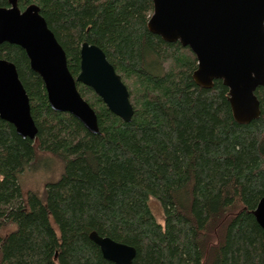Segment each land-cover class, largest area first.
<instances>
[{"label": "trees", "instance_id": "16d2710c", "mask_svg": "<svg viewBox=\"0 0 264 264\" xmlns=\"http://www.w3.org/2000/svg\"><path fill=\"white\" fill-rule=\"evenodd\" d=\"M32 3L73 73L88 41L136 77L143 95L130 122L104 103L101 134H94L51 108L22 47L0 44V58L16 64L29 94L36 139L65 162L43 197L16 205L20 174L36 168L37 150L0 118V264H115L92 231L136 247L133 264H264V230L255 217L264 196V86L256 89L260 116L238 122L223 81L197 84L191 49L149 30L153 0H19L23 8ZM170 55L177 72L165 68ZM151 196L163 206L165 225L151 210Z\"/></svg>", "mask_w": 264, "mask_h": 264}, {"label": "water", "instance_id": "95a60500", "mask_svg": "<svg viewBox=\"0 0 264 264\" xmlns=\"http://www.w3.org/2000/svg\"><path fill=\"white\" fill-rule=\"evenodd\" d=\"M148 28L166 42L189 47L197 58L195 82L211 87L221 79L229 88L234 118L248 123L261 114L256 89L264 86V0H153ZM22 47L47 91L51 108L74 115L94 134H101L97 111L82 96L78 83L91 87L107 107L130 122L135 108L130 92L98 45L83 42L80 72L75 77L67 53L40 6L25 9L19 0L0 7V44ZM0 118L14 125L23 138L35 139L39 128L32 115L31 101L14 62L0 58ZM264 230V196L255 210ZM90 238L103 256L115 264H133L136 247L97 231Z\"/></svg>", "mask_w": 264, "mask_h": 264}, {"label": "rangeland", "instance_id": "374dc122", "mask_svg": "<svg viewBox=\"0 0 264 264\" xmlns=\"http://www.w3.org/2000/svg\"><path fill=\"white\" fill-rule=\"evenodd\" d=\"M21 8L25 9L23 7ZM181 53L191 58V54L189 53V51H187L186 48H184V50ZM68 60H69V57H68ZM68 62L70 64V60ZM164 64H165V68L167 71L169 72L178 71L179 67L176 64L173 56L171 55L168 56V58L165 59ZM116 70L122 76L123 81L127 85L129 92H130V100L135 108L136 106H138L142 98V95H143L141 83L136 79V77L128 76L125 72H123L120 69L116 68ZM79 72H80V69H79ZM78 73L76 72L73 74L77 76ZM78 88L82 96L92 105V107H94V109L99 114L100 107L104 105V102L98 99L99 95H97L93 89L89 88L83 83H79ZM62 134L64 136L65 132ZM36 138L33 139V141H34V144L37 150L36 152L37 154L34 159L35 162L37 161V165H36V168L29 169L28 171L22 172L20 174V186H21V192H22V199H20L19 201L18 200L14 201L16 205L17 203H22L24 200L26 203L30 202V200L28 201V199L33 194L39 198L43 197L47 183L58 181L61 178V175L63 174V171H64L65 162L61 158V156L57 155L56 153H53L52 151L48 149H44V147L41 146L39 139H36ZM3 178H4V175L0 172V182L3 180ZM149 204H150L151 210L155 214L157 221L160 222L162 225H165V213H164L163 206L161 202L159 201V199L154 196H151L149 198ZM0 261H1V253H0Z\"/></svg>", "mask_w": 264, "mask_h": 264}, {"label": "flooded vegetation", "instance_id": "af4514ba", "mask_svg": "<svg viewBox=\"0 0 264 264\" xmlns=\"http://www.w3.org/2000/svg\"><path fill=\"white\" fill-rule=\"evenodd\" d=\"M60 42V41H59ZM85 42H88V41H85ZM90 43V42H89ZM93 44V43H92ZM82 45V44H81ZM81 48V47H80ZM189 48V47H188ZM65 49V48H64ZM66 51V50H65ZM67 53V52H66ZM67 57H68V55H67ZM81 59V58H80ZM69 61V60H68ZM80 63H81V60H80ZM68 65H69V62H68ZM72 72V71H71ZM79 74V73H78ZM74 75V74H73ZM75 76V75H74ZM75 77H77V76H75ZM80 83V82H79ZM78 83V84H79ZM89 87V86H88ZM89 88H91V87H89ZM79 89V88H78ZM92 89V88H91Z\"/></svg>", "mask_w": 264, "mask_h": 264}]
</instances>
